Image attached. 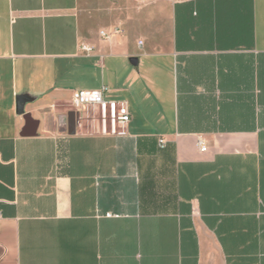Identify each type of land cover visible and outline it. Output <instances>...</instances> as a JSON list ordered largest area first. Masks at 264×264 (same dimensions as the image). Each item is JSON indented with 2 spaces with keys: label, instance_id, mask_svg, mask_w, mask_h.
I'll use <instances>...</instances> for the list:
<instances>
[{
  "label": "crops",
  "instance_id": "obj_1",
  "mask_svg": "<svg viewBox=\"0 0 264 264\" xmlns=\"http://www.w3.org/2000/svg\"><path fill=\"white\" fill-rule=\"evenodd\" d=\"M0 264H264V0H0Z\"/></svg>",
  "mask_w": 264,
  "mask_h": 264
},
{
  "label": "built area",
  "instance_id": "obj_2",
  "mask_svg": "<svg viewBox=\"0 0 264 264\" xmlns=\"http://www.w3.org/2000/svg\"><path fill=\"white\" fill-rule=\"evenodd\" d=\"M141 1V0H140ZM119 29L113 33L118 34ZM103 37L106 35L100 32ZM141 44V42H139ZM99 90H77L71 94V107L78 116L83 115L91 124H97L102 134H123L131 120L128 106L124 101L105 100L103 91ZM159 145L163 146V141ZM205 146L199 151L204 152Z\"/></svg>",
  "mask_w": 264,
  "mask_h": 264
},
{
  "label": "rangeland",
  "instance_id": "obj_3",
  "mask_svg": "<svg viewBox=\"0 0 264 264\" xmlns=\"http://www.w3.org/2000/svg\"><path fill=\"white\" fill-rule=\"evenodd\" d=\"M89 9V5H86L85 2H80V7H79V11L80 14L86 15L87 14V10Z\"/></svg>",
  "mask_w": 264,
  "mask_h": 264
},
{
  "label": "water",
  "instance_id": "obj_4",
  "mask_svg": "<svg viewBox=\"0 0 264 264\" xmlns=\"http://www.w3.org/2000/svg\"><path fill=\"white\" fill-rule=\"evenodd\" d=\"M21 112H22V108L20 107V108H19V113H21Z\"/></svg>",
  "mask_w": 264,
  "mask_h": 264
}]
</instances>
